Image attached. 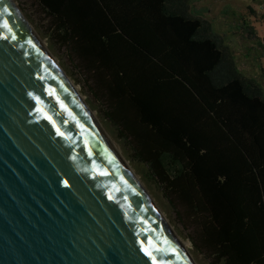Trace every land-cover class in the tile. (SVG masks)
<instances>
[{
  "label": "trees",
  "instance_id": "obj_1",
  "mask_svg": "<svg viewBox=\"0 0 264 264\" xmlns=\"http://www.w3.org/2000/svg\"><path fill=\"white\" fill-rule=\"evenodd\" d=\"M37 3L193 248L213 264H264V98L221 38L187 0Z\"/></svg>",
  "mask_w": 264,
  "mask_h": 264
},
{
  "label": "water",
  "instance_id": "obj_2",
  "mask_svg": "<svg viewBox=\"0 0 264 264\" xmlns=\"http://www.w3.org/2000/svg\"><path fill=\"white\" fill-rule=\"evenodd\" d=\"M0 264H192L5 0Z\"/></svg>",
  "mask_w": 264,
  "mask_h": 264
},
{
  "label": "rangeland",
  "instance_id": "obj_3",
  "mask_svg": "<svg viewBox=\"0 0 264 264\" xmlns=\"http://www.w3.org/2000/svg\"><path fill=\"white\" fill-rule=\"evenodd\" d=\"M25 20L43 42V47L56 60V64L68 76L85 106L94 114L115 149L128 163L144 190L168 221L175 235L186 245L187 253L195 264H213L204 253L197 252L189 237L190 225L179 216L160 189V185L147 172V167L136 156L132 145L121 136V129L111 120L109 108L96 92L86 75L65 54L56 41L47 17L37 0H12ZM188 12L208 24L209 31L221 38L235 71L250 80L264 98V1L261 0H187ZM253 31V33L250 32Z\"/></svg>",
  "mask_w": 264,
  "mask_h": 264
},
{
  "label": "bare ground",
  "instance_id": "obj_4",
  "mask_svg": "<svg viewBox=\"0 0 264 264\" xmlns=\"http://www.w3.org/2000/svg\"><path fill=\"white\" fill-rule=\"evenodd\" d=\"M6 3L9 5V7L11 8V10L13 11V13H15V15L19 18L20 23L24 26V28L27 30V32L29 33V35L31 36L33 42L36 44V46L39 48V50L42 52L43 56L45 57L46 61L49 63V65L54 69V71L56 72V74L58 75V77L61 79V81L64 83V85L67 87V89L70 91V93L73 95V97L76 99V101L79 103V105L82 107V109L85 111V113L87 114V116L90 118V120L93 122V124L96 126V128L99 130V132L102 134V136L105 138V140L108 142V144L111 146V148L113 149V151L115 152V154L118 156V158L120 159V161L122 162V164L125 166V168L127 169V171L129 172V174L132 176V178L134 179V181L137 183V185L139 186V188L141 189V191L144 193V195L146 196V198L148 199V201L150 202V204L152 205V207L154 208V210L157 212V214L159 215V217L162 219V221L164 222V224L167 226V228L170 230V232L172 233V235L174 236V238L176 239V241L179 243V245L181 246V248L183 249V251L185 252V254L187 255V257L190 259V261L192 262V264H195L192 259L189 256V253H187V249H186V245L185 243H183L174 233V231L172 230V228L169 226L168 221L165 219V217L161 214L160 211H157L155 209V204L152 200H150L151 198L149 197V195L147 194V192L144 190L142 184L139 182V180L137 179V177L135 176V174L133 173V171L130 169L128 163L123 159V157L120 155V153L115 149V147L113 146V144L111 143L109 137L107 136V134L104 132V130L102 129L101 125H99L97 123V120L95 119L94 114L84 105L85 102L81 99L79 93L75 90V86L72 84V81H70L68 79V77L65 76V73L61 70L60 67L57 66L56 64V60L50 55V53L43 47V42H41L39 40V38L37 37L35 31L33 30V28L30 26V24L25 20V18L23 17V15L20 13L19 9L16 7V5H14L12 0H5ZM150 198V199H149Z\"/></svg>",
  "mask_w": 264,
  "mask_h": 264
},
{
  "label": "snow or ice",
  "instance_id": "obj_5",
  "mask_svg": "<svg viewBox=\"0 0 264 264\" xmlns=\"http://www.w3.org/2000/svg\"><path fill=\"white\" fill-rule=\"evenodd\" d=\"M148 253L146 252V255H147Z\"/></svg>",
  "mask_w": 264,
  "mask_h": 264
}]
</instances>
